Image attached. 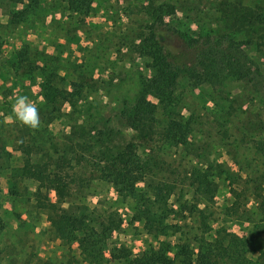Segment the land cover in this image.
Here are the masks:
<instances>
[{
  "label": "trees",
  "instance_id": "obj_1",
  "mask_svg": "<svg viewBox=\"0 0 264 264\" xmlns=\"http://www.w3.org/2000/svg\"><path fill=\"white\" fill-rule=\"evenodd\" d=\"M59 1L72 10L92 2ZM140 10L148 18H140L143 21L135 32V50L156 70L150 77H141L133 99L118 97L112 112L91 118L89 126L74 121L73 115L79 111L75 107L85 89L95 88L96 81L81 73L75 80H66L31 58L27 46L15 54L19 67L43 75L42 103L37 105L41 124L32 129L16 120L14 113L13 121L5 124L0 116V232L4 228L3 181L8 195H16L19 181L31 179L37 184L28 197L30 207L44 214L63 245L75 247L76 254H70L66 264H264V174H247L243 162L234 157L228 162L216 159L211 155L210 140L195 141L202 121L175 110L182 81L207 85L220 93L226 80L233 79L243 83L264 114V72L248 51L253 45L264 55V0H144ZM28 11L21 8L12 12L10 23L27 20ZM204 15L220 28L202 30ZM191 22L198 27L196 34L191 31ZM148 95H156L157 102ZM66 105H70L67 113ZM159 110L165 115L163 123L157 116ZM61 115L74 122L68 124L58 144H46L51 139L48 125ZM257 116H244L240 128L259 133L264 121ZM214 123L222 126L220 140L228 142L230 132L225 122ZM127 133H132L129 140L125 139ZM134 138L171 151L163 154H182L189 162L187 168L177 172L154 151L150 159H140L139 142ZM227 145L228 151L237 154V142ZM251 146L264 156L263 139L251 141ZM14 152L19 157L17 164ZM231 163L238 169L232 170ZM242 173L246 178L240 183ZM95 177L111 183L122 201L130 203L125 205L130 211L128 218L100 202L90 206L82 201ZM222 182L227 183L232 199L217 206L214 197ZM177 183L192 189L193 201L177 196L178 208L174 209L176 200L170 198ZM250 201L253 206H249ZM174 213L184 220L195 215V232L184 233L181 226L172 230L175 224L168 219ZM230 220L252 223L250 234L234 232ZM134 221L142 223L152 242L137 253L115 244L106 258L109 237L124 223Z\"/></svg>",
  "mask_w": 264,
  "mask_h": 264
},
{
  "label": "rangeland",
  "instance_id": "obj_2",
  "mask_svg": "<svg viewBox=\"0 0 264 264\" xmlns=\"http://www.w3.org/2000/svg\"><path fill=\"white\" fill-rule=\"evenodd\" d=\"M143 1L92 0L88 4H81L77 10H72L59 0H0V116L4 120L13 121L12 108L19 96H27L36 105L42 103L40 82L43 75L31 68L28 71L19 67L15 61V54L24 46H27L31 58L39 61L40 65L58 71L66 80H75L77 74L81 73L96 81V87L92 90L85 89L82 99L75 107L79 110L73 115L77 123L89 126L91 118L111 113L118 97L133 99L140 89L141 77H150L156 70L150 66L147 57L140 56L135 50V32L143 21L140 22V18H148V14L140 10ZM21 8L29 9L27 20L11 24L12 12ZM178 13L181 12L178 10ZM200 23L204 31L220 28L216 21L206 15ZM190 28L193 34L197 33L195 23L191 22ZM248 51L264 72V55L257 52L253 45ZM177 96L176 112L185 117H198L202 121V128L195 135L197 143L208 139L213 143L211 155L216 159L228 162L234 157L243 162L247 174L253 171L264 174V156L255 152L251 146L253 140H264V125L259 133L240 128L241 119L247 114L256 113L263 121L264 114L258 100L248 94L243 83L227 79L224 90L219 93L210 86L184 80L178 87ZM148 98L153 102L158 100L156 95H148ZM69 109L70 105H66L64 112L67 113ZM157 116L163 123L165 115L161 110L157 112ZM218 120L224 121V126L229 129L228 142L240 145L237 154L228 151V142L220 140L222 126L218 127L214 123ZM74 121L64 115L54 119L48 125L51 139L46 144H58L68 129V124ZM131 134H125V139L129 140ZM242 136L244 140L241 139ZM133 141L139 142L138 154L142 160L150 159L155 154L154 151L157 152V157L169 161L177 172L183 167L187 168L189 164L182 154H163L164 151L168 152L165 147L159 148L137 138ZM18 158V154L14 152L15 164L18 163ZM231 169L237 170L238 167L231 163ZM94 174L96 176L95 172ZM244 174L238 179L240 183L246 178ZM36 184L31 179L21 180L18 183L19 193L8 195V188L5 180L3 181L1 214L4 228L0 232L3 264H66L70 254H76L74 246L68 249L52 233L44 214L30 207L28 197ZM87 191L83 202L90 206L99 205L100 202L101 206L116 209L128 218L130 211L125 205L130 203L122 201L111 183L95 177ZM173 192L170 200H176L174 209L178 208V197L180 200L193 201L192 189L184 183H177ZM49 198H54L52 191L49 192ZM230 199L232 197L228 193L227 183H220L214 204L221 206ZM248 204L253 206L251 201ZM196 220L195 215H188V219L184 220L179 213L172 214L168 219L169 223L175 224L172 230L181 226V230L184 233L190 232V235L196 230ZM228 224L240 236L249 235L252 229V223L246 221L230 220ZM152 240V236L142 228V223H124L120 231L109 237L105 256L109 258L110 249L115 244L117 247L124 245L130 252L137 253L147 248Z\"/></svg>",
  "mask_w": 264,
  "mask_h": 264
},
{
  "label": "clouds",
  "instance_id": "obj_3",
  "mask_svg": "<svg viewBox=\"0 0 264 264\" xmlns=\"http://www.w3.org/2000/svg\"><path fill=\"white\" fill-rule=\"evenodd\" d=\"M12 111L15 114L16 120L23 125L32 129H38L41 124L39 108L31 102L27 96H19L13 105ZM12 121L5 119L4 123L8 124Z\"/></svg>",
  "mask_w": 264,
  "mask_h": 264
}]
</instances>
